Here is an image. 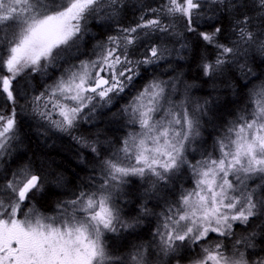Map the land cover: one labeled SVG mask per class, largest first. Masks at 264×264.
<instances>
[{
  "label": "snow or ice",
  "instance_id": "6c2138e0",
  "mask_svg": "<svg viewBox=\"0 0 264 264\" xmlns=\"http://www.w3.org/2000/svg\"><path fill=\"white\" fill-rule=\"evenodd\" d=\"M128 7V0H0V168L22 142L19 118L29 109L45 135L72 136L94 157L80 154L91 174L70 194L53 191L67 198L50 208L41 204L46 185L64 189L63 173L49 171L48 180L43 162L38 171L31 162L0 171V264H264V247L256 251L264 245V0H160L137 7L138 20L125 27ZM90 20L116 34L89 35ZM86 35L96 41L91 57ZM196 56L213 87L229 70L240 73L239 87L230 85L232 120L218 115L210 95L193 100L199 86L179 69ZM161 62L167 79L155 74ZM142 68L151 79L110 121L122 118L132 130L116 142L101 139L99 109L135 89ZM37 75L52 79L39 92ZM82 124L97 127L94 138L72 135ZM185 173L192 186L177 191ZM150 216L158 220L152 239L123 251L124 233Z\"/></svg>",
  "mask_w": 264,
  "mask_h": 264
},
{
  "label": "trees",
  "instance_id": "16d2710c",
  "mask_svg": "<svg viewBox=\"0 0 264 264\" xmlns=\"http://www.w3.org/2000/svg\"><path fill=\"white\" fill-rule=\"evenodd\" d=\"M160 0H133L129 1V7L125 9L124 13H122L120 17V23L122 26H131L137 20L139 13L136 11V8L141 4L147 6L151 5L153 7L159 3ZM136 6V7H133ZM179 24L181 30H183L184 22L182 19H176ZM174 20V21H176ZM232 22V18L225 17L222 20V25L226 29L225 35H230V24ZM89 35L95 36L97 39H107L108 35H115V27L111 31H108L106 28H102L99 26V23L95 20H90L89 22ZM190 39H194L191 38ZM89 36H85V44L86 47L83 48L84 51L88 53V57H91L93 45L95 44V40L88 42ZM178 47V45H177ZM143 49H140L136 52V57H141V52ZM200 52H204L210 59L215 58V50L212 48L205 49L203 45L199 49ZM88 57H81L82 59H86ZM182 67L179 69L180 72L183 73V78L189 83H195L199 87L193 88L191 95L193 100L201 99L206 95H210L211 97L216 99L218 110L217 113L224 121L232 120L234 115H230L229 111L233 114L238 111V106L232 104V101L235 99L233 94V88L230 85H236L237 88L240 84V73L236 68H233L226 72L222 77H218L215 81V87H213V82L209 80L207 77L203 76L202 69L200 67V59L199 56L194 58H190L187 61H181ZM161 67L155 73L156 75H160L161 78L167 79L168 73H165L164 68L166 65L164 62H161ZM142 75L136 81L135 89H126L125 93L121 94L120 97H117L113 101V105L111 106V110L109 108L99 109V111L105 113V115L96 122L97 126L102 129L101 139H109L113 142H116L119 138L123 137L127 134L128 131L132 130L130 125H126L124 119H119L118 122L110 123L113 120L112 113L118 112L120 108H122L125 104H127L132 96L135 95L136 91L139 90L151 79L153 73L151 69L148 73L143 72V68L141 69ZM58 72H54L52 74V78H55L58 75ZM51 83L52 79L48 77L41 78L39 75L35 76L32 83L35 86L36 92L43 91V85L45 83ZM32 93H30L31 95ZM175 99H180V96L175 97ZM23 103V101H22ZM20 136L22 142L18 144L15 153L11 158L7 159L6 162L3 163L4 166L0 168V171L3 169H10L11 171H15L17 168L22 167L29 162L32 163L35 170H39L41 163H44L46 169V178L48 180L51 179L50 176H47V172L55 171L57 173H63V175L67 178L69 183L66 185L64 189H51L50 186L46 185L45 190V199L41 201V204L44 207H48L47 203L51 201H56L57 199L67 198L63 195L57 196L53 195V191L64 193L69 192L74 189L77 185L81 183V180L87 178L92 171V163H89L87 167L79 163L80 154H84L88 161H93L94 157L89 152L88 149L82 148L77 142L72 139V136L67 134H62L52 130L48 131V134L45 135V127H42V121H40L37 117L33 116L30 109L25 111L20 116ZM40 126L41 128H39ZM207 131H205L204 136L208 139V133L212 131L210 126H207ZM97 131V127L91 124H82L75 132L72 133L74 136H85L89 138H94ZM208 143L211 144V140L208 139ZM196 159H199L198 153H193ZM192 158V157H191ZM79 177V179H77ZM191 183V177L189 174L185 173L181 180L177 181L175 187L177 191L181 184L184 187H189ZM142 191V189H141ZM37 200H40V197H37ZM134 202V201H133ZM153 221L149 219L146 221L143 229L147 228V233H149V228L153 229L155 227ZM144 231V230H143ZM213 240L217 239V236L211 234ZM131 238V239H130ZM129 239L135 242L134 244L142 243L146 240H151V234H144L141 232H136L131 235ZM228 243V242H227ZM230 246V244H229ZM260 247H264V245H258L256 250H259ZM191 252V250H190ZM197 252V249H196ZM193 255L195 253H192Z\"/></svg>",
  "mask_w": 264,
  "mask_h": 264
},
{
  "label": "rangeland",
  "instance_id": "374dc122",
  "mask_svg": "<svg viewBox=\"0 0 264 264\" xmlns=\"http://www.w3.org/2000/svg\"><path fill=\"white\" fill-rule=\"evenodd\" d=\"M129 1H133V0H128V3H129ZM173 23H174V25H175L177 31H181V28H180V24H179V22L176 20V21H173ZM38 127L41 128L40 126H38ZM58 134H59V133H58ZM192 156H193V153H190L189 158L191 159ZM2 166H4V165H2ZM189 185H190V186L187 187V188H190V187L192 186L191 183H190ZM174 198H175V197H169V199H174ZM54 202H55V201L48 202V203H47V206H48L47 208L52 207L53 204H54ZM155 203H156V200H155V199L152 200V201H150V203H149V207L151 208ZM137 207H138V205H137ZM163 207H164V202H163V200H160V207H156V208H154V211H155L156 213H159V212L162 211ZM125 212H132L133 215L135 214V211L133 210L131 204H129L128 208L125 209ZM149 219H150L151 221H153V223H154V225H155V227H156V224H157V222H158L157 217H156V216H150V217H148L147 219H145L144 224H143L140 228H138V229L136 230V232H141V233H144V234H149L150 232L147 233V228H146V229H143V228H144V225L146 224V221H149ZM153 223H152V224H153ZM155 227H154V228H155ZM154 228H153V229H154ZM143 230H144V231H143ZM214 235H216V234H214ZM124 237L126 238L125 241H118V243H125V242H126L127 247L123 249V251L126 252V251H128L129 249H131L132 245H134L135 242H133L132 240H130V239H131V238H130L131 235H129L128 233H124ZM129 238H130V239H129ZM148 241H149V240H146L145 243H147ZM142 243H144V242H142ZM137 244H138V243H137ZM198 251H199V249H197V252H198ZM173 264H174V261H173ZM184 264H187V261H185Z\"/></svg>",
  "mask_w": 264,
  "mask_h": 264
},
{
  "label": "flooded vegetation",
  "instance_id": "af4514ba",
  "mask_svg": "<svg viewBox=\"0 0 264 264\" xmlns=\"http://www.w3.org/2000/svg\"><path fill=\"white\" fill-rule=\"evenodd\" d=\"M237 234H239V230H237ZM226 243H227V241H226ZM256 251H259V250H256Z\"/></svg>",
  "mask_w": 264,
  "mask_h": 264
}]
</instances>
